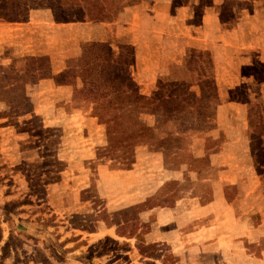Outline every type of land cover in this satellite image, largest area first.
<instances>
[{"label": "rangeland", "instance_id": "1", "mask_svg": "<svg viewBox=\"0 0 264 264\" xmlns=\"http://www.w3.org/2000/svg\"><path fill=\"white\" fill-rule=\"evenodd\" d=\"M19 2L26 9V0ZM180 3L182 0L176 1ZM38 7L43 6L29 5L28 10ZM24 8L21 15L26 21ZM117 17L114 14L110 22ZM192 22L197 26L198 18ZM13 26L0 19V264H258L251 260L261 256L264 241L257 244L240 238L238 243L234 237L239 231L232 218L220 223L229 209L213 208L214 213L208 216L198 211V204L214 200L218 190H223L230 202L236 197L235 174L227 172L229 166L218 167L222 159L216 153L228 141L232 150V142L236 147H250L248 105L243 118L229 110L218 119L217 108L208 105L209 98L194 101L189 93L199 96L198 77L194 72L185 73L192 54L189 49L183 70L171 74L192 84L182 111L184 128L192 125L200 132L188 133L186 156L173 160L167 152L143 145L136 149L128 170L113 169V163L99 157L107 145L106 126L94 117L93 105L77 95L67 100L58 96L35 111L28 96L30 86L52 78L50 60L47 56L24 58L26 35L8 29ZM119 39L115 50L131 53L127 38ZM83 46L78 56L64 54L65 70L54 78L56 84L73 81L80 87V79L74 76L81 75L76 59ZM191 50L194 55L202 52ZM199 60L192 56L191 68L207 71L206 63ZM208 68L213 75V68ZM243 74L248 76V69ZM170 78L158 80L147 92L131 77L122 75V82L139 89L142 99L138 105L147 110L153 95H166ZM246 85L221 89V100L262 105L264 96L255 90L250 94ZM82 112H90L98 125L71 117ZM44 113L49 114V120L44 121ZM205 114L211 116L208 124ZM257 114L254 110L250 114L253 122ZM159 119V114L146 111L140 117L142 123L157 127L155 132L164 131ZM168 125L169 130L178 129V125ZM188 157L205 159L192 162ZM235 159L232 152L225 162L233 164ZM245 170L244 177L248 176V168ZM257 177L262 195L246 201L247 205L253 202L255 208L264 206L263 179Z\"/></svg>", "mask_w": 264, "mask_h": 264}, {"label": "crops", "instance_id": "2", "mask_svg": "<svg viewBox=\"0 0 264 264\" xmlns=\"http://www.w3.org/2000/svg\"><path fill=\"white\" fill-rule=\"evenodd\" d=\"M176 1L138 0L125 6L115 22H57L46 6L29 9L26 21L7 22L14 25L9 30H21L22 36L26 35V45L22 47L24 58L47 56L50 60L52 78L30 86L28 96L35 111H41L42 105L53 103L58 96L60 100L74 96L73 85H59L54 80L65 70V53L78 56L81 45L86 43H102L114 48L119 38H127L134 58L130 77L142 92L153 89L158 80L182 71L189 49L207 51L212 59L220 98L216 111L218 119L229 110L237 111L243 118L248 101L227 99L223 102L220 92L221 89H237L247 84L245 87L250 94L255 90L264 96V0H182L180 4ZM195 16L197 26L192 22ZM247 69L248 76L243 74ZM259 73L261 78L257 77ZM90 114L82 112L71 117L88 120L90 125L97 126L96 119ZM48 115L42 114L44 121L50 119ZM229 144V141L224 143L216 154L222 159L218 167L229 166L227 172L235 174L232 184L237 190L236 197L230 202L223 190H218L214 200L198 204V211L208 216L214 213L213 208L229 209L231 213H224L226 217L220 223L232 218L234 228L239 231L234 237L238 243L240 238H246L259 244L264 241V206L255 208L253 202L247 205L246 201L258 200L262 195L261 183L255 173L249 145L236 147L232 142V150L227 146ZM232 152L236 154L233 164L225 162ZM246 168L248 176L244 177ZM253 259L264 264V249L259 258L253 257L251 261Z\"/></svg>", "mask_w": 264, "mask_h": 264}, {"label": "trees", "instance_id": "3", "mask_svg": "<svg viewBox=\"0 0 264 264\" xmlns=\"http://www.w3.org/2000/svg\"><path fill=\"white\" fill-rule=\"evenodd\" d=\"M0 3V19L5 22H22L25 17L21 0H2ZM138 0H26V12L29 5L46 6L52 11L57 22H110L114 14H118L125 6L132 5ZM18 8L14 12L11 8ZM2 11V12H1ZM25 13V12H24ZM27 18V17H26ZM188 55V68L186 74L194 72L198 77L197 87L199 96L194 92L189 93L194 101L199 98H209L208 105L215 109L220 103L214 75L209 72L212 66L210 53L207 51L198 52L190 49ZM197 56L207 71L199 67L192 69V62L189 59ZM81 85L77 87L74 82H68L74 86V96L85 103L93 105L94 117L99 123L106 126L107 145L102 149L99 157L110 161L113 169L128 170L135 161V151L143 145L155 146L167 152L175 160L180 156H186L184 144L188 133L200 132L199 128L186 124V117L182 115L188 90L192 88L191 82L186 79L176 80L175 75L168 76L171 81H166V95L157 93L152 97L151 107L147 110L141 108L138 103L142 99L139 89L136 86L123 84L122 75L131 76V68L134 65L132 53L123 54L106 44L86 43L82 48V55L76 59ZM199 70L197 71V69ZM70 73V71H67ZM205 90H207L205 92ZM187 92V93H186ZM184 96V98L182 97ZM182 97V98H181ZM156 101V104L154 103ZM249 128H250V150L255 160L256 174L263 179L264 184V103L262 105H249ZM254 106V107H253ZM253 110L257 114L253 122L251 115ZM143 111L150 115L159 114L164 131L155 132V128L140 121ZM175 115H177L175 117ZM211 116L204 115V122L208 124ZM179 122V124H177ZM178 125V129L169 130V125ZM175 123V124H174ZM210 128V127H209ZM215 128V127H214ZM216 129V128H215ZM208 130V129H207ZM116 152H119L116 156ZM212 154H215L212 153ZM192 162H201L205 158L194 159L188 157Z\"/></svg>", "mask_w": 264, "mask_h": 264}]
</instances>
